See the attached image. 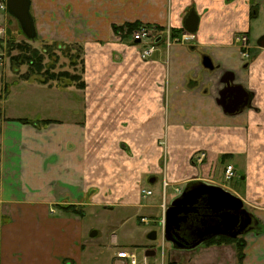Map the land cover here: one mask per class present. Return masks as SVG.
I'll return each mask as SVG.
<instances>
[{
  "label": "crops",
  "instance_id": "obj_1",
  "mask_svg": "<svg viewBox=\"0 0 264 264\" xmlns=\"http://www.w3.org/2000/svg\"><path fill=\"white\" fill-rule=\"evenodd\" d=\"M30 11L36 35L39 31L45 39L54 36L83 47L86 87L43 85L67 103L57 105L59 111L68 108L76 119H38L50 122L39 127L23 123L36 120L7 108L8 93L1 104L0 264H82L85 231L79 207L109 208L121 202L143 208L142 191L150 190H140L141 181L154 170L163 175L162 202L155 207L162 211L163 225L166 205L187 184L213 182L218 165L240 155L245 166L239 180L246 187L228 192L241 199L260 225V230L242 238L241 264H264V49L249 45L248 56L243 57L244 50L235 42L247 34L250 43L251 23L264 18V0H30ZM191 12L198 23L191 33L195 39L187 46L189 54L164 59L156 55L157 47L166 45L161 41L155 58L144 62L134 47L137 44L119 38L113 30L139 23L178 37L186 31ZM206 56L213 70L202 66ZM225 73H232L234 83L249 94L252 110L225 115L216 104ZM69 93L78 97L69 101ZM79 110L85 112L82 119ZM229 122L234 123L229 126ZM211 123L222 128L221 135L210 139L218 142L222 136L223 141L236 143L238 150L220 155L202 150L194 158L186 155V162L179 165L176 157L165 154L162 169V154H143L149 133L153 137L165 133L168 142L183 141L181 146L189 152L205 149L208 132L185 127ZM103 143H119L120 154L108 144L102 148ZM223 155H229L224 163ZM114 158H120V163ZM227 165L232 164L224 168ZM179 170L188 175L181 187H177ZM117 174L122 175L119 182L113 177ZM156 180L149 178V183ZM168 187L173 188L169 200ZM118 197L120 201H111ZM164 243L168 264H239L233 244L176 249ZM111 248L110 264H125L116 258L121 250L135 254L120 246L114 235Z\"/></svg>",
  "mask_w": 264,
  "mask_h": 264
},
{
  "label": "rangeland",
  "instance_id": "obj_2",
  "mask_svg": "<svg viewBox=\"0 0 264 264\" xmlns=\"http://www.w3.org/2000/svg\"><path fill=\"white\" fill-rule=\"evenodd\" d=\"M0 30H2L3 33L0 39V108L8 93L9 96L6 101L7 108L13 109L15 113L22 115L21 117L31 119L32 121L36 120V122L30 123L32 126H42L40 121H37L38 119L66 120L75 118L76 116H72L73 112L68 110V108L65 109L66 107L64 108L65 110L59 111L60 109L57 105H60L64 101L61 100L58 95H53L47 89H43L42 82L48 80V75H52L55 79V77H61L62 74H67V76L58 78L55 81H49L46 85L52 88H66L68 86L76 87L77 84L82 82L85 89L83 47L78 43L58 41L54 36L50 39H45L39 31L34 41L28 40L24 36L18 21L7 13L5 0H0ZM133 31L134 30L129 33L128 30L123 27L120 31H114V33L123 40H130ZM262 35H264V18L260 17L251 23L249 45L254 47L257 44V40ZM166 42L167 40L165 39L164 43L166 45L157 47L158 52L156 55L159 54L165 59L167 56L175 53L183 54L186 52L189 54L187 48L189 43L175 45L171 43V45L168 46ZM130 45L133 46L132 43H130ZM134 47L139 55L142 46L137 44L134 45ZM24 48L26 50L27 48L28 50H35L39 56L43 58V69L41 73L34 74L30 72L29 64L25 63L24 59H20V56H22L21 54L24 52ZM25 54L27 55V53ZM154 58L155 53L148 57L147 61H151ZM66 96L69 101L72 100V97H78L73 93H69ZM80 97L82 98V95H79V98ZM80 103H82V101ZM63 104L66 106L67 103L64 102ZM211 113L212 112H203V114L207 116ZM84 114L85 112L83 110H79L80 119H82ZM229 123V126H232L234 122ZM217 125L219 124L211 123V125L208 126H187L185 128H189L193 132L198 133L208 132L207 137L210 139L212 136L218 137L221 135L220 129L222 127ZM182 129L183 128H181V130ZM148 137V142H145L142 146L143 154H162L160 158L161 169L165 163V161H163V158H166L165 154H172L174 158L176 157V165H179L177 162L181 161L182 164L186 162V155L194 154V158L195 154L202 150L205 154L218 155L231 154L230 152L232 149L238 150L236 143L225 142L222 136L219 138L218 142H215L217 139L214 141L211 139L209 141L208 139L205 149H197L191 152L185 150L183 146H181L183 145V141H166L165 133L155 137L149 133ZM105 144H108L112 151L115 148L118 154H120L122 147L119 143ZM105 144L103 143L102 148L106 147ZM243 149L245 148L243 147ZM240 154H243V152ZM114 160L118 163L121 161L120 158H114ZM226 163H230L234 166L238 178L230 181L225 180L223 169ZM224 165H218L215 176L212 178L213 183L215 182L219 186H223L227 191L234 193L243 190L246 187V183L241 182L239 177L244 175L242 173V168L245 166V157L242 155L234 156L233 161L225 162ZM179 171L181 173L179 176L181 182L177 187L183 186V182L188 176L187 173L182 170ZM159 174V172L151 170L145 173V179L141 181L140 190L149 189L152 192V195L149 197L144 199L140 197V205L144 206L143 208H131L121 202L109 208L99 205L84 209L83 207L78 208L77 212L80 215L81 223L85 231V248L82 264H110L109 259L114 250L111 248L112 235L116 237L119 245L124 249H130L135 252L138 264H168L165 258L167 256V252L165 251L167 246L163 240V225L161 222L162 211L161 209L155 208L162 202L163 175ZM113 177L119 182L122 175L117 174V176L114 175ZM149 178L154 180L157 178V180L154 184H150ZM95 191L96 193L100 192L98 188ZM165 192L168 197L167 200H169V197L173 193V188L168 187ZM108 194H111V192L109 191L105 195L107 196ZM121 198L122 197H118L117 199L114 198L111 201H120ZM169 204L166 205V208ZM149 206L152 208H149ZM141 217H144L148 223L142 224L140 221ZM92 233H96V236L90 237ZM153 233L155 234V240H150L149 235ZM131 245H134V248ZM150 249H153L155 256L145 258V252Z\"/></svg>",
  "mask_w": 264,
  "mask_h": 264
},
{
  "label": "water",
  "instance_id": "obj_3",
  "mask_svg": "<svg viewBox=\"0 0 264 264\" xmlns=\"http://www.w3.org/2000/svg\"><path fill=\"white\" fill-rule=\"evenodd\" d=\"M5 6L7 13L18 21L24 36L34 41L36 32L30 14V0H5ZM197 23V16L191 12L185 21V30L189 33L195 32ZM160 41L161 38H158L155 43L158 44ZM138 43L135 42V44ZM257 46L264 49V36L257 40ZM202 66L207 70H213V64L207 56L203 57ZM234 82L235 77L232 73H225L221 77L223 88L219 92L216 104L225 115H235L240 108L250 103L246 90ZM204 196H206L209 209L216 213L220 212L219 222L210 235H222L235 239L245 233L244 230L251 224L252 218L241 199L219 186L201 184L190 190L183 189L181 194L166 208L163 216V238L166 243L184 249L180 244H175L176 237L174 239L170 237L171 231L179 230L180 226L185 223L187 214L194 211L197 201ZM237 227L240 229L236 230ZM94 236L96 233L90 235V237ZM149 239L155 240V234L149 235ZM201 242L202 240L196 242L192 248L199 246ZM145 256L153 257L154 252L148 251Z\"/></svg>",
  "mask_w": 264,
  "mask_h": 264
},
{
  "label": "flooded vegetation",
  "instance_id": "obj_4",
  "mask_svg": "<svg viewBox=\"0 0 264 264\" xmlns=\"http://www.w3.org/2000/svg\"><path fill=\"white\" fill-rule=\"evenodd\" d=\"M246 110L247 111L252 110V106L250 103L246 107L240 108L237 114L242 113ZM236 178H238V176ZM201 184L218 186L216 183H213L212 181H207V182L198 181V182H191L187 184L184 189L190 190ZM219 215H220V212L216 213L209 209L207 205V201H206V196L201 197L197 201V204L194 207V211L193 212L191 211L190 213L187 214L185 223L180 226L179 230L171 231L170 237H173V239L176 237L175 244H180L184 249L192 248L194 244L200 240H202V242L200 243L201 245L212 239H218V238L231 239L227 236H222V235L221 236L210 235L211 232L215 230V226L217 225V222H219L218 221ZM251 218H252V222L244 230L245 233H243V235L238 236L237 238L233 240L242 239L244 235L251 233V232H257L258 230H260L259 222L252 215H251ZM239 229L240 227H237L236 230H239ZM173 247L176 249H180L176 245H174Z\"/></svg>",
  "mask_w": 264,
  "mask_h": 264
},
{
  "label": "built area",
  "instance_id": "obj_5",
  "mask_svg": "<svg viewBox=\"0 0 264 264\" xmlns=\"http://www.w3.org/2000/svg\"><path fill=\"white\" fill-rule=\"evenodd\" d=\"M2 30H0V39L2 37ZM161 38V41L167 40L168 46L172 44H185L194 41L195 37L193 34L188 32L181 33L178 37H172L169 32H162L157 27L151 25L141 24L137 29H135L130 36V41L132 43L139 42L138 45L142 46L139 51L140 60L145 61L148 57H150L156 48L155 41ZM160 41V42H161ZM235 42L241 46V49L244 50L243 57H247V51L250 49L249 46V38L247 34H241L236 39ZM205 157L204 154L200 156V161ZM237 177L235 169L232 165H227L224 168V178L227 181L233 180ZM167 184L164 183V187ZM142 194L145 197L151 196L152 193L150 191H142ZM142 224H147L148 221L145 218L141 219ZM116 258L125 264H138L137 257L134 253H130L126 250H121L116 253Z\"/></svg>",
  "mask_w": 264,
  "mask_h": 264
},
{
  "label": "trees",
  "instance_id": "obj_6",
  "mask_svg": "<svg viewBox=\"0 0 264 264\" xmlns=\"http://www.w3.org/2000/svg\"><path fill=\"white\" fill-rule=\"evenodd\" d=\"M141 24L139 23H133V24H126L124 25L123 27H125L128 32L130 33L132 30H135L137 29ZM123 27H120V28H114L113 30L115 32L117 31H120ZM27 53V55L25 54ZM22 56H20V59H24L25 63H28L29 64V70L30 72L32 73H36V74H39L42 72V69H43V65H42V57L39 56V54L35 51V50H27L24 48V52L23 54H21ZM48 80L45 81V82H42V85H46L49 81H55L57 80L58 78H61V77H64V76H67L66 75H61V77H54L52 75H48ZM51 76V77H50ZM67 78V77H66ZM76 89H79V90H83L84 87H83V83L80 82L79 84L76 85L75 87ZM23 123L25 124H30V123H33V122H28V121H23ZM50 122L49 121H43V122H40L41 125H47L49 124ZM229 158V155H223L221 157V162L224 163V161L226 159ZM229 244H233L235 245L236 249H237V258H238V262L239 264H241L242 260H243V248H244V244H243V241L242 239H236V240H233V239H228V238H218V239H212L210 241H207L204 243L205 246H212V245H229Z\"/></svg>",
  "mask_w": 264,
  "mask_h": 264
}]
</instances>
